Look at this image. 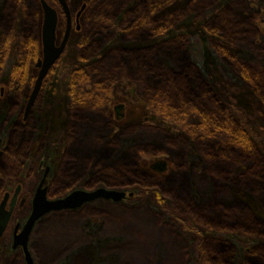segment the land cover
Segmentation results:
<instances>
[{"label": "rangeland", "instance_id": "1", "mask_svg": "<svg viewBox=\"0 0 264 264\" xmlns=\"http://www.w3.org/2000/svg\"><path fill=\"white\" fill-rule=\"evenodd\" d=\"M40 1L0 0V89L6 88L4 96H0V144L6 139L8 126L24 122L25 107L38 77L36 65L42 58V42L38 56L28 59L26 85L19 93V84H11L10 70L19 61L23 34L28 31L34 38L41 35L44 18ZM46 1L61 16L59 45L65 32V17L56 0ZM231 1L240 8L246 7L245 18L257 13L258 30L264 36V0ZM67 2L74 17L87 5L80 19L81 32L72 33L65 53L52 68L33 106L29 122H24L36 130L25 136L27 140L31 137V142L26 140L23 146L12 144L8 165L21 167L17 162L27 160L21 177L25 178L26 190L31 191L39 181L35 184V179L26 177L32 164L30 157L35 162L38 158L44 161L45 168L51 169L53 185L49 197L53 200L77 190L90 192L98 188L134 196L122 202L98 200L76 210L51 213L33 232L30 249L34 263L201 264L196 245L206 246V227L197 221L199 218L206 221V204L210 202L209 209L215 207L212 198L216 193L229 203L243 201L263 220L264 208L260 205L261 196L232 187L217 192L215 183L206 174V146L220 150L223 142L213 139L206 143V130L202 133L206 110H214L206 108V99L189 106L154 90L156 82L169 85V78L163 79L157 73L159 54L167 49L176 52L181 49L196 55L194 47L200 44L203 50L198 65L203 77L264 154L260 141L264 136V105L231 70L232 64L239 65L241 61L264 70V43L248 45L226 29L219 33L213 28L214 21L213 31H205L203 19H198L194 10L164 35L153 37L151 33L157 31L163 20L154 16L142 32L144 41L131 42L120 35L128 18L126 12L136 7L137 0ZM116 3L129 6L117 17L105 18L103 11L113 13L119 9L120 5L114 8ZM196 3L183 0L180 5ZM179 6L164 18H171ZM209 23L210 19L206 20V25ZM9 24L11 34L6 31ZM9 36L14 43L6 48ZM86 43H94L96 48L86 54ZM220 46L223 48L219 49ZM224 50L229 52L226 57ZM84 66L94 71L90 77L74 83L75 71ZM72 90L75 96L70 94ZM79 96L84 100L74 110V103L78 105L75 97ZM16 99L19 106L12 112ZM121 105L123 108L117 111L116 107ZM5 121L9 125L3 129ZM33 146V155L29 156ZM136 170L158 179L154 185L160 188L167 184L163 185L164 192H174L175 199L161 192L165 195L161 202L157 200V188L133 186ZM11 173L16 175L17 170ZM15 175L5 183L6 190L14 191ZM187 178L192 180V189ZM69 185H73L71 190H67ZM2 198L3 194L0 202ZM30 211V208L21 210L16 222L25 225ZM7 237L12 247L11 234ZM236 243L239 247L236 261L246 264L244 249L239 241Z\"/></svg>", "mask_w": 264, "mask_h": 264}, {"label": "trees", "instance_id": "2", "mask_svg": "<svg viewBox=\"0 0 264 264\" xmlns=\"http://www.w3.org/2000/svg\"><path fill=\"white\" fill-rule=\"evenodd\" d=\"M182 1L137 0L136 7L126 12V17L128 18L124 21L125 27L122 29L120 36L128 38L131 42H140L144 35L142 32L147 30L148 24L154 19V16L163 20L159 22L158 27L155 29L157 31L151 34L153 37L156 34L164 35L179 24L177 23L178 21L182 22L187 18L189 11L194 10L197 14L196 17L203 19L201 21L204 22L203 29L205 31L206 29L213 31L211 26L214 21L216 24H214L213 28H217L219 33L226 29L230 31L233 37L241 39L245 44L250 45L252 43L254 46L255 44L264 43V36L258 30L257 13L252 12L249 17H243L246 7L240 8L237 2L211 0V2L207 3L206 0H196V4L180 5ZM119 5L116 3L114 8H118ZM128 6L121 4L119 9L113 13L103 11V14L107 19L110 16L117 17ZM178 6L179 8L171 13V18H164L167 13ZM14 13L15 11H13ZM209 19L210 23L206 25V20ZM220 21L222 24H218ZM101 30H104V28H100ZM6 31L11 34V24H9ZM29 33L26 31L23 34V39L20 43L21 53L19 61L13 64L10 70L12 86L19 84L18 93L26 85L25 66L28 64V59L31 56L37 57L41 48V35L34 38L33 34ZM9 37L10 39L6 42V48H9L14 43L12 37ZM86 44H88L85 47V51H88L86 54L91 49L96 48L94 43ZM221 47L223 48V46H220L219 49ZM194 50L196 55L181 49L177 50V52L170 49L164 50L166 52L161 51V54H159L161 56L160 68L157 69V73L163 79L164 77L169 78V85L173 87V90L170 89L169 85L161 82L155 83L154 90L163 96L172 97L176 101L189 106L201 103L203 99H206V108H211L214 111L206 110V117H203L205 128H203L202 133L205 134L206 130V143L213 139L223 142L220 150L206 146V174L215 183L217 192L218 190L232 187L254 196H261L260 205L264 208V154L246 128L234 116L229 106L219 99L210 87L208 79L203 77L198 65L203 50L201 45L198 44L194 47ZM225 52L227 53H224L223 57H226L229 53L228 51ZM25 53L26 56H24ZM83 53L85 54L84 51L82 55ZM231 70L264 105V70L257 69L243 61L239 65L232 64ZM93 71V68H87L86 66L79 68L75 71L76 77L73 78V82L77 83L78 80L84 77H90ZM70 94L75 96L73 90ZM75 99L78 105L74 106V103L72 106L74 110L84 100L82 96L75 97ZM18 106L19 101L16 99L11 109L12 112L16 111ZM260 141L264 144V136ZM6 168L9 171L16 169L13 165H8ZM183 169L187 171L186 167ZM133 176L137 178L133 182V186H137L140 189L157 188V200L161 201L162 196H165L162 193L168 194L170 198H173L172 200L175 199L176 195H174V192H164L165 187L163 185L167 184H163L161 188L157 184L154 185V183L158 182V179L153 176H148L139 170H136ZM187 179L186 182L188 181L187 183H189V187L191 185L190 189H192V180L190 178ZM184 187L186 188V186ZM72 188L73 185H69L67 190ZM90 189L92 188L90 187ZM218 194L216 193L212 198L215 207L209 209L210 202L206 204V221L203 218H199L197 221L206 227V246L196 245L198 260L201 264H238L236 259L239 247L236 242L239 241L242 249H244L243 255L246 264H264V220L253 213L243 201L239 200L229 203L223 197L220 198ZM175 209L179 211L178 208L175 207Z\"/></svg>", "mask_w": 264, "mask_h": 264}, {"label": "water", "instance_id": "3", "mask_svg": "<svg viewBox=\"0 0 264 264\" xmlns=\"http://www.w3.org/2000/svg\"><path fill=\"white\" fill-rule=\"evenodd\" d=\"M62 12L67 20V26L62 38V41L58 45V26H59V13L58 11L46 0H41V8L43 11V25H42V58L37 62L36 67L39 69L38 77L35 81L33 91L28 99L25 116L28 117L33 106L35 105L37 98L42 90L43 84L51 72L52 68L61 59L66 51L71 32H72V13L69 8L67 0H56ZM87 5L84 4L81 10L76 15L77 29L80 30V18ZM123 106L116 107L119 111ZM20 192V187L16 191L15 198L11 205L15 206L18 193ZM133 193H126L116 190H108L105 188H98L94 191H83L77 190L69 194L63 199L48 200L47 190L42 188V185L38 188L37 193L33 202V212L25 224L23 230L19 235L15 237V247H22L25 251L27 264H35L31 252L28 249L29 240L36 223L46 214L53 212H61L66 210H76L81 208L87 203H92L98 200H106L113 202H122L127 198L133 197ZM9 199V194H7L0 206V238L2 237L8 222L10 219L11 212H6L5 208Z\"/></svg>", "mask_w": 264, "mask_h": 264}, {"label": "flooded vegetation", "instance_id": "4", "mask_svg": "<svg viewBox=\"0 0 264 264\" xmlns=\"http://www.w3.org/2000/svg\"><path fill=\"white\" fill-rule=\"evenodd\" d=\"M85 12H86V10L84 11L83 15L85 14ZM72 17H73V20H72L71 36H72V33L74 31L75 32H81V27H82L81 23H80V30H78L77 29L78 25L76 22V16L74 17L72 15ZM60 18H61V16L59 13V20H60ZM65 21H66V26H67L66 17H65ZM65 29H66V27H65ZM71 36H70V38H71ZM69 41H70V39H69ZM41 42H42V29H41ZM36 69H38V68L36 67ZM38 74H39V71H38ZM47 78H46V80H47ZM46 80H45V82H46ZM45 82H44V84H45ZM44 84H43V87H44ZM5 91H6V88L1 87V89H0L1 98L4 96ZM32 110H33V108H32ZM32 110L29 113L27 118H26V116H24V119H23L24 122L25 121H27V123L29 122L28 120L32 115ZM24 122L17 121L15 123H13L12 125L8 126L9 121L8 122L5 121L4 122L5 125H3V129L4 128L6 129L7 126H8V128H7V133H6V135H7L6 139L1 141V144H0V196L3 194V198L0 202V206H1L5 196L7 194H9V199H8L5 210H6V212H11V214H10L8 226L6 227V230L4 231L2 237L0 238V264H27L24 249L20 246L15 247V242H16L15 237H16V235L20 234V232L23 230V228L25 226L20 222H16L17 221L16 218L18 216V213L21 210L30 208L31 211H30V214L28 216L27 221L29 220V218L33 212V202H34L35 195L37 193L38 188L41 185H42L43 189L47 190V199L53 200L49 197L50 190H51V187L53 185L52 178L50 177L51 169H50V167L45 168L44 161L38 160L39 158L35 162V159H32L30 157V159L32 160V164H30L31 168L26 173L27 178H33L32 181H34V179L36 180V182H34L35 184L39 181V183L37 184V187L35 188V186H34L35 189L33 188L31 191H27L25 188V183H24L25 178L21 177L22 176L21 171L24 170L23 166H25L26 162H27V160H25L22 162H17L20 164L21 167L15 166L17 173H16V175L14 174L15 175V185H16V186L14 185L15 186L14 191L6 190L7 187L5 186V183L7 182V180L9 178L14 177V175H12L11 171L7 170V168H6L8 166L7 163L9 161L8 160V158H9L8 154L10 152L9 148L12 146V144H15V146H17L19 144L21 146H23L25 141L27 140V138L25 136L34 130V128H32L30 125L28 126ZM35 131L36 130H34L33 133ZM27 142H31V137L27 140ZM33 151H34V146L30 150L29 156L33 155L32 154ZM19 164H16V165H19ZM13 171H15V170H13ZM19 187H20V192L18 193V197H17L16 203H15V206L13 207V210L11 211V209H12L11 205H12L13 200L15 198L16 191ZM50 214L51 213L43 216L36 223V225L39 224L40 222L45 221V219H47ZM27 221H26V223H27ZM36 225H35V227H36ZM35 227L33 229V232L35 230ZM33 232L31 234L29 244H28V249L30 252H31V249H30L31 238H32ZM10 234H11V237L13 239L12 247L9 246V238L7 237ZM31 255H32V252H31ZM32 257H33V255H32ZM33 260H34V257H33Z\"/></svg>", "mask_w": 264, "mask_h": 264}]
</instances>
